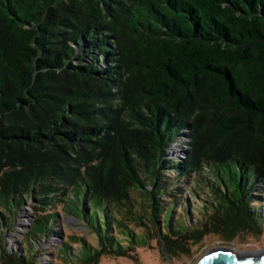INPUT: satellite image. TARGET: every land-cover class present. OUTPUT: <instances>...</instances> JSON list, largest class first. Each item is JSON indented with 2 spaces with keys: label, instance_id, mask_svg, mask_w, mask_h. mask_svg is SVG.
Wrapping results in <instances>:
<instances>
[{
  "label": "trees",
  "instance_id": "obj_1",
  "mask_svg": "<svg viewBox=\"0 0 264 264\" xmlns=\"http://www.w3.org/2000/svg\"><path fill=\"white\" fill-rule=\"evenodd\" d=\"M182 135L185 157L164 159ZM183 181L204 196L194 222L176 212ZM261 181L264 0H0L1 264H37L52 234L57 212L37 214L8 253L28 201L94 237L69 235L58 264L261 236Z\"/></svg>",
  "mask_w": 264,
  "mask_h": 264
},
{
  "label": "rangeland",
  "instance_id": "obj_2",
  "mask_svg": "<svg viewBox=\"0 0 264 264\" xmlns=\"http://www.w3.org/2000/svg\"><path fill=\"white\" fill-rule=\"evenodd\" d=\"M186 133V131H183ZM188 138L185 135L178 136L174 142L170 144V147L166 150L167 160H172L174 163L180 162L186 155V150L188 148ZM171 172L172 175H175V171ZM204 175V174H203ZM208 179V175H204ZM185 182L184 191L180 196V199L176 201L177 207L176 212L185 211L186 218L190 222H194L197 211L202 207V201L204 196H197L198 199L189 196V184ZM259 186L264 187V181L259 183ZM132 197L138 202L140 201L139 192H133ZM261 209L260 212L264 216V194H261V200L258 202ZM253 206V204L250 203ZM256 206V203L255 205ZM59 206L49 209L46 213H37L31 207V203L28 201L23 205L14 220L12 228L5 232L3 239L4 247L8 249V253L16 252V254H22V235L28 232L30 225L32 224L33 218H37V214H48L57 212V218L52 220L53 229L52 234L48 238L41 239V241L34 244V256L36 257L37 264H58L56 260V246L64 245L68 240L69 235H76L82 238L91 244L94 245V237L88 235L86 232L85 225L80 222L78 219L71 216H63L59 210ZM181 208V209H179ZM187 210V212H186ZM38 215V216H39ZM175 216V214H174ZM147 225H149L146 222ZM263 232L261 236L251 235V234H241L236 237L232 242H220V240L214 236L209 235L205 237L201 242L197 243L195 246L191 247L190 254L183 255L177 254L175 256H170L166 252H162V247L155 245V242H152L154 248H137L136 249V259H129L126 257H102L98 264H195V262L212 250L217 249L218 247H227L229 246L232 250L236 251L242 255H256L257 253H264V224ZM133 230L138 233L142 229L133 227ZM57 232V233H56ZM24 249L26 252L29 251V244L27 243L26 236L23 237ZM21 243V244H20ZM70 246V245H69ZM67 251L71 255H75L78 245H71ZM62 248V246L60 247ZM10 250V252H9ZM176 252V250H174ZM162 252V255L161 253ZM1 264V262H0ZM60 264H64L60 262Z\"/></svg>",
  "mask_w": 264,
  "mask_h": 264
},
{
  "label": "water",
  "instance_id": "obj_3",
  "mask_svg": "<svg viewBox=\"0 0 264 264\" xmlns=\"http://www.w3.org/2000/svg\"><path fill=\"white\" fill-rule=\"evenodd\" d=\"M195 264H264V253H257L250 257V254H239L229 246L218 247L200 257Z\"/></svg>",
  "mask_w": 264,
  "mask_h": 264
},
{
  "label": "bare ground",
  "instance_id": "obj_4",
  "mask_svg": "<svg viewBox=\"0 0 264 264\" xmlns=\"http://www.w3.org/2000/svg\"><path fill=\"white\" fill-rule=\"evenodd\" d=\"M252 255V254H251ZM251 255H250V257H251Z\"/></svg>",
  "mask_w": 264,
  "mask_h": 264
}]
</instances>
